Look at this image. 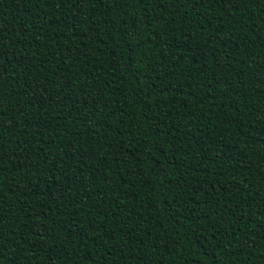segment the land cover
<instances>
[{"label":"trees","instance_id":"trees-1","mask_svg":"<svg viewBox=\"0 0 264 264\" xmlns=\"http://www.w3.org/2000/svg\"><path fill=\"white\" fill-rule=\"evenodd\" d=\"M0 37V264H264V4L0 0Z\"/></svg>","mask_w":264,"mask_h":264},{"label":"snow or ice","instance_id":"snow-or-ice-1","mask_svg":"<svg viewBox=\"0 0 264 264\" xmlns=\"http://www.w3.org/2000/svg\"><path fill=\"white\" fill-rule=\"evenodd\" d=\"M80 2L81 0H74V3H80ZM168 2L174 5L177 11L179 12L180 9L194 10V5H204V4L211 5L212 3H225V2L232 3L233 0H168ZM234 2L238 4H245V5L251 4L254 2L257 4H264V0H234ZM113 3H115V0H113ZM136 3L143 4L144 0H136ZM216 38L217 37H214V39ZM3 55H6V53H4L2 49H0V56H3ZM5 76H6L5 71L3 70V68H0V83L3 82V79L5 78ZM259 82L264 83V74H262L261 80ZM0 93H2V89H0ZM0 99H2V96H0ZM2 115H3V105L2 103H0V116ZM0 157H2V153H0ZM2 171H3V166L0 165V172ZM23 254H24V250L21 249L20 255L22 256ZM0 259H4V248H3V236L2 235H0ZM26 259H31V257H26ZM12 264H15V261H13ZM103 264H107V260H104Z\"/></svg>","mask_w":264,"mask_h":264}]
</instances>
